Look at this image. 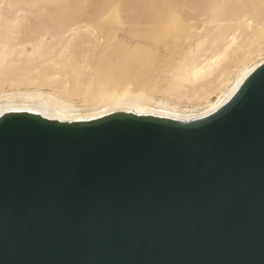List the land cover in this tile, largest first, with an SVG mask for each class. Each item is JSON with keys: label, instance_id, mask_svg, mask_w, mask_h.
I'll return each mask as SVG.
<instances>
[{"label": "water", "instance_id": "water-1", "mask_svg": "<svg viewBox=\"0 0 264 264\" xmlns=\"http://www.w3.org/2000/svg\"><path fill=\"white\" fill-rule=\"evenodd\" d=\"M0 264H264V63L197 122L1 116Z\"/></svg>", "mask_w": 264, "mask_h": 264}, {"label": "bare ground", "instance_id": "bare-ground-1", "mask_svg": "<svg viewBox=\"0 0 264 264\" xmlns=\"http://www.w3.org/2000/svg\"><path fill=\"white\" fill-rule=\"evenodd\" d=\"M255 1L244 2L254 14L253 24L244 18L245 14L238 17L245 24L242 43L245 42L246 48L244 57L233 71H228L226 63L236 37L229 35V38L222 39L226 27L219 28L211 36V48L216 53L204 64L195 63L192 53L191 63L184 62L183 57L179 58L177 68L170 71L169 89H176L178 93L187 90L191 94V102L195 104L209 101L208 94L213 90L218 93L216 101L207 102L200 111H181L178 108L180 101L170 98L169 89L162 90L160 98L155 97V82L145 80L143 74L147 72L146 67L141 73L136 70L141 67L136 55L128 56L127 63L124 61L122 51L125 46L110 40L111 36L117 39L115 33L100 26L106 13L98 9H87L82 14L69 13L60 7L59 0H52L49 7L43 5L41 8L44 9L35 8L28 14L23 12V7L17 8L13 3L2 6L0 0V33H4L0 36V77H21L22 69L14 63L13 55L15 52L25 53L27 45H31L32 52L42 47L48 53V70L44 82L37 87L39 93L28 92L26 98L1 100L0 117L13 113L32 114L47 121L66 124H87L122 114L179 123L203 120L223 108L248 75L264 63V0ZM136 2L145 3L143 0H124L121 12L117 13V17L115 15V21L126 26L122 29L130 41L165 46L169 38L165 31L173 24L178 29L174 40L184 39L189 47L205 44V37L194 26L180 23L175 13L169 11L170 3L154 1L144 7ZM188 7L197 10L194 6ZM25 23L30 27L27 32L21 31ZM149 25L156 26L158 30L147 28ZM99 47L103 49L93 67L90 61ZM109 48L116 54V63L106 62ZM120 78L125 80L120 81ZM45 85L51 90L49 94L39 91ZM79 97H83L87 105L102 103L95 111L88 107V112H75L73 106Z\"/></svg>", "mask_w": 264, "mask_h": 264}, {"label": "rangeland", "instance_id": "rangeland-1", "mask_svg": "<svg viewBox=\"0 0 264 264\" xmlns=\"http://www.w3.org/2000/svg\"><path fill=\"white\" fill-rule=\"evenodd\" d=\"M51 1L52 0H1V5L6 6L13 3L16 5L15 7H23V12L30 14L35 8L44 7L43 5L49 7ZM59 1L60 7L69 13L82 14L89 9H98L100 12L106 13L104 17L105 21H103L104 23L100 25L101 28L115 33V38L117 39L111 36L110 40L116 41L121 47L125 46L124 51H122V57L126 63L128 62V56L131 58L133 55H136L141 65V67L136 70L141 73L145 67L147 68V72L144 73L143 76L149 83L155 82L156 91L154 95L156 98L161 97L162 90L169 89L170 79L172 78V73L170 71L177 68V61L179 58L183 57L184 62L191 63V55L194 53L193 59L195 63L204 64L205 60L207 61L216 53L215 49L211 48L210 40L211 36L221 27H226V33L223 35L222 39L224 37L229 38V35H234V37H236V43L229 49V56L227 57L226 63L228 71H233L240 59L244 57L246 48L245 42L242 43L245 35L243 32L245 24L244 22H240L238 17L241 14H245L244 18H248V22H251V24L254 23V14L252 13L251 7L244 5L246 0H143L145 1L144 4L139 2L136 3L141 6L144 5V7L150 5L149 2L152 3L154 1H165L170 3L171 8L169 11L175 13L177 18H179V22L187 26H194L197 29L196 31L205 37L206 42L200 47L196 45L189 47L184 39L174 40V33H176L178 29H175L173 24H171L165 31L168 33L169 37L167 45L162 46L161 43H157L156 45L147 43L135 44L125 35L122 28L126 26H122L115 21L117 13L122 10L124 0ZM189 5L196 7L197 10L190 9L188 7ZM96 6L98 7L96 8ZM230 8H232L233 11H228ZM26 23L21 27V31L27 32L29 30V24ZM155 27L156 26L152 25L147 26V28H153L154 31H157L158 28ZM3 35L4 33H0V36ZM11 43L14 44V41H11ZM99 49L100 47L95 50L94 56L91 58L90 62L93 67L97 64V56L103 48ZM107 50L108 55L110 54L109 58L106 60L107 64L116 63L117 60L116 54L113 53L114 50H112V48ZM52 51L55 52L54 48H52ZM13 59L15 61L14 63L22 69V74L21 77L15 76L11 79L4 76L0 77V101L7 100L10 97L26 98L28 92L37 95L39 93L37 87L45 80L44 76L48 70V65L46 63L48 61V53L44 48L41 47L38 48L36 52H32L31 45H27L26 52L22 54L15 52ZM108 73L111 74L112 72L109 71ZM124 80L125 78H120V81ZM39 91L49 94L51 90L45 85L41 86ZM216 91L217 90H213L208 94L209 101H199L197 102L198 104L191 102V94L187 90H180V93H178L176 89H169V96L172 100L180 101V106L178 108L181 111H200L207 102L216 101L218 96ZM75 100L76 102L73 106L75 112H88V107L92 108V111H95L100 108L99 105L102 103L87 105L83 97L76 98Z\"/></svg>", "mask_w": 264, "mask_h": 264}]
</instances>
